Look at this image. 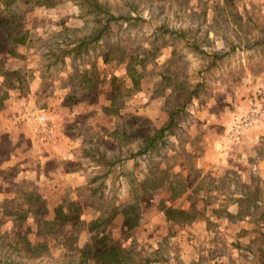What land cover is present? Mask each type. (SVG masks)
<instances>
[{
	"label": "rangeland",
	"instance_id": "obj_1",
	"mask_svg": "<svg viewBox=\"0 0 264 264\" xmlns=\"http://www.w3.org/2000/svg\"><path fill=\"white\" fill-rule=\"evenodd\" d=\"M97 3L104 14L129 20L112 22L96 42L104 16L80 0H17L11 12H0L18 18L14 35L29 32L22 47H9L0 32V264H109L99 252L115 245L148 264H257L264 121L244 129L238 142L229 129L251 105L264 109V0ZM20 102L45 115L52 140L38 136ZM171 111L178 112V138H164L138 158L139 137L164 126ZM195 131L211 145L222 142L203 168L218 186L214 207L239 204L237 195L247 193L248 219L230 224L213 216L215 224H205L210 209L194 208L192 216L168 220L154 212L157 198L142 197L132 230L120 220L89 226L127 203L156 163L185 160L175 150ZM242 176L248 184L253 178V190L242 189ZM92 180L93 188L79 194ZM60 201L79 209L65 207L66 224L50 231L44 221Z\"/></svg>",
	"mask_w": 264,
	"mask_h": 264
},
{
	"label": "crops",
	"instance_id": "obj_2",
	"mask_svg": "<svg viewBox=\"0 0 264 264\" xmlns=\"http://www.w3.org/2000/svg\"><path fill=\"white\" fill-rule=\"evenodd\" d=\"M0 8H1L0 12L2 10H8V8L2 5L1 2H0ZM7 16L8 15L2 16L0 14V29L1 28L5 29L6 26L4 25V23H2V20L6 19ZM8 53H6L5 55H7ZM4 102L5 101L3 99V103L0 109L4 107ZM22 103L23 102L19 103L18 111ZM262 105H264V102L262 103ZM172 137L175 139L178 138V131ZM52 138L53 136L51 137V140ZM201 138H203L204 141L197 143ZM221 146H222V142L220 144L216 143L214 145H211V143H209V139L208 142L205 141L203 135L201 133H198V131H195V133L191 135V137L187 138L186 143H184V145L180 147L178 151L175 150L174 153V155L176 154L184 155L186 159L175 160L172 162L171 165L168 164L167 159H164V161L162 162L156 163L154 171L144 174L143 177H141V179L139 180V182H137V187L131 193L132 196L127 201V203H125L121 207H114L112 205L111 223L113 221L117 222L120 220L121 228L127 231L132 230L134 227H136L135 225L140 224L139 210H140V204H142L143 202L142 197L144 198L153 197V199L157 198L154 212L155 213L162 212L163 216L168 220L192 216L190 210L194 208H198L201 210L210 209L207 219L203 220L205 224L206 223L210 224V222L213 223V219H212L213 216H215V219H219V222L221 220L223 222L230 224L237 222L236 220L241 219L242 221H244L248 219L250 217V214L248 213V211H246L248 209L247 203L249 201V197L247 193L237 195L236 201L239 202V204L228 205L225 207L223 206L220 207L219 205L218 207H214L216 206L215 200H217L218 197L217 195L218 186L217 184L213 183L210 180V177L212 176L207 173L206 169L203 170V168L208 164L206 163L205 159L208 160L209 157L217 155V151L218 150L221 151ZM218 155L220 156H218L219 158L217 157L216 160L221 159L222 154L218 152ZM176 166L178 169H182L183 167L186 166V169H188L187 170L188 174L184 175L179 171H176L175 173L174 171L176 170ZM262 168L264 171V165H262ZM172 172L174 174H172ZM177 172H179L180 174H178ZM95 181L96 180L90 181L89 183L90 185L87 187H81V188L78 187L79 194H81V192H85L86 191L85 188H91V187L93 188L91 184H94ZM222 181L223 180L220 179L218 183L219 182L222 183ZM248 183H249L248 179L242 176V189L248 190L252 188L253 190L252 185L255 184L253 178H251V183L250 184ZM259 189L263 191L261 188ZM92 190L93 192L90 193H93L94 195L95 193L94 189ZM254 195L256 196V198L259 196L258 189L254 191ZM187 199L189 200L192 199L190 207L182 203ZM169 203H171V205H169ZM174 203H178V204L173 205ZM67 204L62 203V201H60L59 206L57 205L56 207L52 208V210H49L50 215L51 216L52 214L54 215V211L61 206L63 207L62 210L65 215H68L67 211L64 210L65 207H67V210H69L70 212L74 211L73 206L77 207V210L79 209V207L74 203L70 204L72 208H68ZM97 214H99L98 211ZM78 215L81 216V214ZM235 217L236 220L233 219ZM130 220H134V222L131 226H128ZM214 222H218V221H214ZM252 224L255 223L250 221L248 222L249 226H253ZM204 230L206 232L211 231L209 227L205 228ZM261 230H263V227L261 228ZM112 247H119L127 252H131L132 256L134 254V252H132L130 249L127 250L125 247H122L121 245H115ZM252 253L254 254L255 262H257V264H264V243L262 246L258 247V249L256 250V254L254 251ZM137 259L138 258H136V260ZM193 262H194L193 264H211L203 259L193 260ZM148 263L149 261H144L143 259L142 260L140 259V264H148Z\"/></svg>",
	"mask_w": 264,
	"mask_h": 264
},
{
	"label": "trees",
	"instance_id": "obj_3",
	"mask_svg": "<svg viewBox=\"0 0 264 264\" xmlns=\"http://www.w3.org/2000/svg\"><path fill=\"white\" fill-rule=\"evenodd\" d=\"M2 5L6 6L8 10L11 12L12 6L17 2V0H1L0 1ZM81 6H85L88 8V10L91 13L94 14H102L104 17H102L98 23L101 22V20H104L102 22V25H99V28L94 32L93 34V42L99 41L103 35L109 31L110 25L112 22H118V21H125L127 22L128 18H116L108 14H104V10L102 9L101 5L97 3V0H80ZM7 10V11H8ZM13 14V11L9 17L2 20V23L6 26L5 29L1 28L0 32L3 33L4 39L9 43L10 46L14 47H22L26 45L27 38L29 36V32L27 30L23 31L24 33L21 35V33L14 35V32L16 30L14 25H19L18 18H16ZM6 43V44H7ZM8 52L13 53V49ZM85 84V82H84ZM4 98H0V107L2 106ZM178 112L171 111L168 114V120L165 123L164 126L157 129L152 135L146 134L142 137H139L140 140V146H139V152L137 154L138 158L145 159V155H149L152 153V151L158 150L159 146L158 144L160 142H164V138L172 137L176 133V129L178 127V122L175 117H177ZM43 208H46L45 204L43 203ZM73 208L77 209V207L73 206ZM63 207H59L57 210L54 211V215L52 214V218L47 219V221H44V225L49 227L50 231L55 230V225L59 224V226L62 227L66 224V220L68 219V215H65L63 212ZM47 214V210L44 213ZM104 217V215H103ZM102 214L96 218L95 220L91 221L89 223V226L92 227L93 225H106L110 220L111 217L107 219H103ZM134 220H130L128 223V226H131L133 224ZM47 224V225H46ZM42 226V224H41ZM62 231V230H61ZM100 262H109V264H140L139 261L135 260L134 257H132L131 252H127L119 247H112L111 249L107 251H101L99 252ZM125 261V262H124ZM124 262V263H123ZM100 264V263H98Z\"/></svg>",
	"mask_w": 264,
	"mask_h": 264
},
{
	"label": "built area",
	"instance_id": "obj_4",
	"mask_svg": "<svg viewBox=\"0 0 264 264\" xmlns=\"http://www.w3.org/2000/svg\"><path fill=\"white\" fill-rule=\"evenodd\" d=\"M20 111L29 120L36 121V123L39 125L37 129V134L39 137L43 138L44 141H49L51 139L50 125L45 115L41 111H36L33 109V107H27L23 103L20 105ZM262 121H264V109L255 105H251L247 113L239 118H236L230 126L229 139L238 142L244 129L261 123Z\"/></svg>",
	"mask_w": 264,
	"mask_h": 264
}]
</instances>
